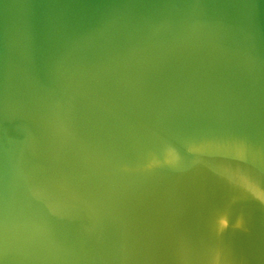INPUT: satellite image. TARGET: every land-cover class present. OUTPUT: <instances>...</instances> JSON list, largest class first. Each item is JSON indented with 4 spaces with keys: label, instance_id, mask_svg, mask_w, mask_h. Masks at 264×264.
Wrapping results in <instances>:
<instances>
[{
    "label": "water",
    "instance_id": "water-1",
    "mask_svg": "<svg viewBox=\"0 0 264 264\" xmlns=\"http://www.w3.org/2000/svg\"><path fill=\"white\" fill-rule=\"evenodd\" d=\"M0 264H264V0H0Z\"/></svg>",
    "mask_w": 264,
    "mask_h": 264
}]
</instances>
